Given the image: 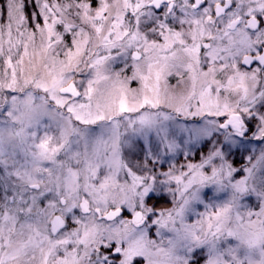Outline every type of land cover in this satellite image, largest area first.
I'll return each mask as SVG.
<instances>
[{
  "label": "snow or ice",
  "instance_id": "6c2138e0",
  "mask_svg": "<svg viewBox=\"0 0 264 264\" xmlns=\"http://www.w3.org/2000/svg\"><path fill=\"white\" fill-rule=\"evenodd\" d=\"M0 264H264V0H0Z\"/></svg>",
  "mask_w": 264,
  "mask_h": 264
}]
</instances>
